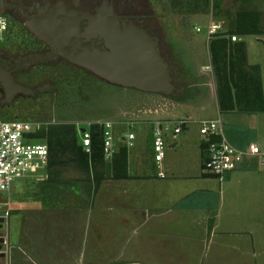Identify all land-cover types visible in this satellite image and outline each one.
I'll list each match as a JSON object with an SVG mask.
<instances>
[{"label":"crops","instance_id":"0c3cea01","mask_svg":"<svg viewBox=\"0 0 264 264\" xmlns=\"http://www.w3.org/2000/svg\"><path fill=\"white\" fill-rule=\"evenodd\" d=\"M206 38L208 46L207 26ZM243 38L234 43H244L248 65L260 75ZM256 42L264 46V35ZM195 111L213 116H197ZM182 112L184 116L163 117L158 110L150 111L144 116L152 118L122 122L126 130L114 129L117 148L134 134L127 148L126 178L118 179L110 168L109 177L104 174L95 186L72 183L52 192L44 190L46 171L44 177L15 186L9 197L15 209L14 242L7 232L10 248L0 264H264L257 198L234 193L232 183L246 159L226 175L224 185L203 170L205 143L198 121L220 118L216 99L202 110L184 107ZM173 119L189 123L177 136L172 128L165 133V158L158 169L152 124Z\"/></svg>","mask_w":264,"mask_h":264},{"label":"rangeland","instance_id":"374dc122","mask_svg":"<svg viewBox=\"0 0 264 264\" xmlns=\"http://www.w3.org/2000/svg\"><path fill=\"white\" fill-rule=\"evenodd\" d=\"M246 1L248 3H245ZM147 2L159 21L160 32L157 37L160 39L162 54L169 63L171 80L175 86L173 93L143 95L138 92L115 90L105 84H99V82L87 83L84 89L79 82L72 79L71 85L78 86L77 90L81 87L79 90L83 95H86V98L89 99L88 102L96 100L101 102L102 99L107 98L108 107L105 110H102L101 107L90 109L74 116L70 114L62 115L53 111L48 100L43 101L36 112L13 106L14 108L11 109L12 115L19 116L20 120L38 123L41 126L44 123L72 122L76 125L78 132L87 124L111 122L114 131L115 128L126 130L125 125L121 124L122 122L126 124L131 120L145 121L152 118V116H144L149 114L150 111L158 110L163 117H178L184 116L182 112L184 107L202 110L206 105L215 102L216 88L207 46L206 26L211 20L222 22L228 28L227 24L230 17H234L235 13L243 6L262 11L264 23V0H220L221 7L216 10L213 7L214 2L212 3L211 0L210 10H207L206 7L203 9V3L197 0V6H195L193 0H181L179 5L175 7L170 0H147ZM198 7L201 8L202 12L192 13L195 8L198 10ZM194 27H199L200 32L196 33ZM257 38L259 36H246L243 40L246 43L250 62L257 64L260 68V79L264 92V46L256 42ZM182 61L189 65L190 74L192 73V75L186 76L180 70ZM173 97H176L177 102L173 100ZM212 110L214 112V109ZM195 112L200 114L197 116L201 117L210 118V116H213L200 111ZM220 120L224 137L232 146L243 149L249 143L264 144V113H224L220 115ZM79 137L80 133L78 134ZM36 142L44 143L42 140ZM246 161L243 169L232 179V183L237 189L234 193L257 198V230L258 234L262 235L264 234V168L258 166L254 160L246 159ZM45 174L46 170H43L36 178L44 177ZM26 179L14 181L12 191L15 186L23 185ZM226 181L220 183L224 185ZM21 189L20 193L25 194V188ZM28 189L31 190V188ZM1 196L7 202L1 209L11 216L15 210L13 205L10 204L9 197L11 194H2ZM4 203L5 201L2 200V204ZM5 226L6 232L11 233L10 241L13 243L16 230L13 215L8 221V226L6 224ZM204 254H206L205 251L202 253V257Z\"/></svg>","mask_w":264,"mask_h":264},{"label":"flooded vegetation","instance_id":"af4514ba","mask_svg":"<svg viewBox=\"0 0 264 264\" xmlns=\"http://www.w3.org/2000/svg\"><path fill=\"white\" fill-rule=\"evenodd\" d=\"M152 11L147 0H1L0 15L5 19L6 29L0 38V69L7 71L17 85L29 89L31 93L18 92L7 104L0 85V102L17 105L22 99L33 102L49 100L56 114L72 116L90 109L101 107L105 110L108 107L107 98L101 102H88L89 99L79 90L81 87L78 91V86L71 85L72 79L84 89L87 83L99 82L115 90L151 94L109 82L71 63L39 38L34 29L50 24L60 31V24H72L67 30L71 36L63 50L74 55L93 50L111 52V43L97 32L103 28H95L97 22L106 25L110 36L123 39L131 36L135 39L138 32L142 31L153 40L169 69L157 37L160 32L159 21ZM138 43L139 40H135L132 47ZM0 217L4 218L2 209ZM5 224L8 226V223H4L0 227L2 237L7 235Z\"/></svg>","mask_w":264,"mask_h":264},{"label":"trees","instance_id":"16d2710c","mask_svg":"<svg viewBox=\"0 0 264 264\" xmlns=\"http://www.w3.org/2000/svg\"><path fill=\"white\" fill-rule=\"evenodd\" d=\"M170 1L175 7L181 0ZM197 1L203 3V9L206 7L207 10H210V0ZM193 2L197 6L196 0ZM213 4L215 10L221 7L220 0ZM199 7L198 10L195 8L192 13L202 12ZM262 19V11L243 6L235 13L234 17H230L228 28L224 26L227 29L225 32L216 33L209 38L208 51L216 88V105L220 114L231 112L264 113V94L260 75L249 67L244 43L231 41V36L264 35ZM180 70L186 76L192 75L189 65L183 61ZM173 100L177 102L176 97H173ZM42 102L43 100L33 102L26 99H22L17 105H6L0 102V119L3 121L20 120L19 116L12 115V108L17 106L30 112H36ZM89 130L91 147L87 153L81 138H78L79 132L74 123H44L42 126L39 124V129L31 137L35 141H44L48 148L46 167L48 187H44L45 191L47 188L52 192L62 190L64 186H69L72 183L74 186L76 184L82 186L90 184L91 186V182H93L95 186L104 179L107 166L118 172L116 176L118 179L127 177V147L120 145L112 160L106 162L102 155L103 127L95 124Z\"/></svg>","mask_w":264,"mask_h":264},{"label":"built area","instance_id":"2783aa9c","mask_svg":"<svg viewBox=\"0 0 264 264\" xmlns=\"http://www.w3.org/2000/svg\"><path fill=\"white\" fill-rule=\"evenodd\" d=\"M215 1L219 0H211L212 3ZM5 29V19L0 15V38ZM225 31L222 23L211 20L208 22L207 34L209 38L216 33ZM236 40V36H231L232 42ZM188 123L189 120L187 119H173L156 121L152 124V152L158 169L161 168L165 158V133L172 128V135L177 136ZM95 124L103 127L102 155L106 162H110L117 152L113 124L111 122ZM95 124H87L84 127V132L80 133L82 145L87 153L91 147L89 128ZM198 125L199 133L205 143L206 156L203 162V170L207 175L222 182L226 175L236 170L245 159L256 160L260 167H264V144L249 143L243 149L232 146L224 137L220 118L203 119L198 121ZM128 127H133V123H128ZM38 129L39 124L37 123L0 119V209L7 203L1 195L10 194L14 181L35 178L41 171L46 170L48 148L45 143L36 142L31 137ZM133 139L134 134L129 133L125 142L127 148L132 146ZM159 177H165L162 171L159 172ZM2 200L5 201L4 204H2ZM4 218L8 221L7 212L4 213Z\"/></svg>","mask_w":264,"mask_h":264},{"label":"water","instance_id":"95a60500","mask_svg":"<svg viewBox=\"0 0 264 264\" xmlns=\"http://www.w3.org/2000/svg\"><path fill=\"white\" fill-rule=\"evenodd\" d=\"M71 25L60 24L61 30L58 31L54 25L44 24L37 26L34 33L53 46L58 53L71 63L88 69L109 82L151 94H171L175 91L168 64L164 61L159 50L156 49L153 40L146 33L139 31L138 37L135 39L132 36L123 39L122 37L110 36L106 31V25L97 22L95 25L97 30L101 27L105 28V30L101 29L97 32L108 43H111V52L104 53L93 50L74 55L63 50V46L68 44L71 36L68 33L69 28L72 27ZM135 40H139V43L137 46L132 47ZM0 85L5 94L4 102L7 104L12 101L14 95L18 92L31 93L29 89L17 85L11 75L2 69H0ZM79 132L83 133L84 129H79ZM109 175L110 167L107 166L105 177L108 178ZM4 223H8L7 219L0 217V227ZM9 248V237L0 236V259L7 258ZM3 249L5 250L3 251Z\"/></svg>","mask_w":264,"mask_h":264},{"label":"bare ground","instance_id":"6f19581e","mask_svg":"<svg viewBox=\"0 0 264 264\" xmlns=\"http://www.w3.org/2000/svg\"><path fill=\"white\" fill-rule=\"evenodd\" d=\"M220 23H222V22H220ZM223 27H224V25H223ZM83 129H84V127H83Z\"/></svg>","mask_w":264,"mask_h":264}]
</instances>
